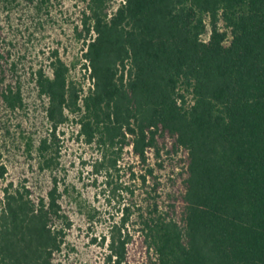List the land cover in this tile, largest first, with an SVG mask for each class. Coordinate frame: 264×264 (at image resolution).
I'll list each match as a JSON object with an SVG mask.
<instances>
[{
	"label": "trees",
	"instance_id": "obj_1",
	"mask_svg": "<svg viewBox=\"0 0 264 264\" xmlns=\"http://www.w3.org/2000/svg\"><path fill=\"white\" fill-rule=\"evenodd\" d=\"M27 1L44 47L27 68L0 25V123L27 109L29 78L47 127L25 149L50 184L1 188L0 264H59L69 121L111 209L104 264H264V0ZM68 6L88 86L57 32Z\"/></svg>",
	"mask_w": 264,
	"mask_h": 264
},
{
	"label": "rangeland",
	"instance_id": "obj_2",
	"mask_svg": "<svg viewBox=\"0 0 264 264\" xmlns=\"http://www.w3.org/2000/svg\"><path fill=\"white\" fill-rule=\"evenodd\" d=\"M71 2L68 0V5ZM66 9L58 13L57 32L62 33L64 41L70 44L71 61L77 62L72 67V78L88 86L77 61L81 54V42L75 41L68 29L70 23L76 21V11L70 7ZM0 25L5 35L14 39V54L22 58L29 68L30 63L35 62V58L32 59L34 52L44 47L33 6L27 0H0ZM26 85L31 94L27 109L8 117L6 125L0 123V161L7 167L5 180L0 178V195L7 181L26 184L35 194L44 193L50 184V174L41 171L36 165L35 152L29 156L25 149V139L29 135L38 139L47 127L44 102L35 96L29 78ZM19 122L22 123L19 125ZM59 138L63 144L61 164L57 171L63 194L61 202L72 227L57 261L59 264H104L105 247L100 234L105 231L103 225L111 210L105 197L106 191L104 193L103 190L104 183L101 176L98 175L96 179L89 165H83L82 160H89V150L77 138V126L72 121L61 127Z\"/></svg>",
	"mask_w": 264,
	"mask_h": 264
}]
</instances>
